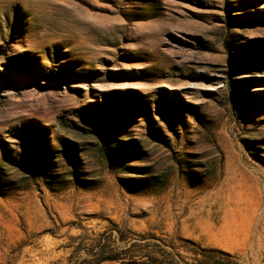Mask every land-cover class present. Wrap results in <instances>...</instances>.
Segmentation results:
<instances>
[{
  "label": "rangeland",
  "instance_id": "374dc122",
  "mask_svg": "<svg viewBox=\"0 0 264 264\" xmlns=\"http://www.w3.org/2000/svg\"><path fill=\"white\" fill-rule=\"evenodd\" d=\"M154 235L264 264V0H0V264Z\"/></svg>",
  "mask_w": 264,
  "mask_h": 264
},
{
  "label": "trees",
  "instance_id": "16d2710c",
  "mask_svg": "<svg viewBox=\"0 0 264 264\" xmlns=\"http://www.w3.org/2000/svg\"><path fill=\"white\" fill-rule=\"evenodd\" d=\"M141 236H142V239L147 238V236H145V235H141ZM152 237L156 241V242H154L155 245L157 247H159V248H157L158 249L157 252H159V253L161 252V256H156L155 254H148V253L143 254V255H132L130 257H126V259H125L126 264H207L206 255L203 254L204 256L199 258L198 255L200 254V252L198 250H193L194 254H195L194 259H195L196 263L195 262H193V263L186 262L185 260H176L174 258L173 259H167L165 257V254L162 253L163 250H161V244L163 242V239L157 235H154ZM122 239L124 240V238H122ZM135 243H137V242H135ZM210 252L222 254V255L228 257L229 259L233 258V256L231 254L224 252L222 250L213 249ZM121 259H123V258H121ZM215 259H216L215 260L216 264H230L231 263L230 260H227L226 262H224L225 259H222L221 256H215Z\"/></svg>",
  "mask_w": 264,
  "mask_h": 264
}]
</instances>
